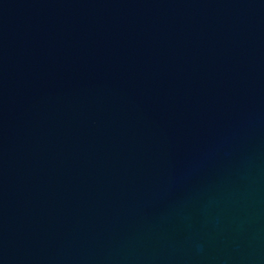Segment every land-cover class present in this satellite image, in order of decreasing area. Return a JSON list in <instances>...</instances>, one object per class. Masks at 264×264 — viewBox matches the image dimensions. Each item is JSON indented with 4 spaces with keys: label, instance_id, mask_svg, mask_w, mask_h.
<instances>
[{
    "label": "water",
    "instance_id": "95a60500",
    "mask_svg": "<svg viewBox=\"0 0 264 264\" xmlns=\"http://www.w3.org/2000/svg\"><path fill=\"white\" fill-rule=\"evenodd\" d=\"M0 264H264V0H0Z\"/></svg>",
    "mask_w": 264,
    "mask_h": 264
}]
</instances>
